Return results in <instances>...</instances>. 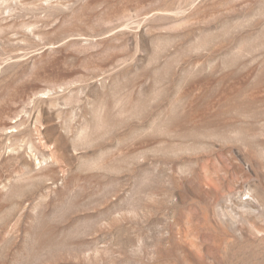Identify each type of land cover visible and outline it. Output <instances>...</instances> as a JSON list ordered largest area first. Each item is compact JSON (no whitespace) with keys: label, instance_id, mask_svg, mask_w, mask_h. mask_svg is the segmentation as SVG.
<instances>
[{"label":"rangeland","instance_id":"obj_1","mask_svg":"<svg viewBox=\"0 0 264 264\" xmlns=\"http://www.w3.org/2000/svg\"><path fill=\"white\" fill-rule=\"evenodd\" d=\"M0 264H264V0H0Z\"/></svg>","mask_w":264,"mask_h":264}]
</instances>
